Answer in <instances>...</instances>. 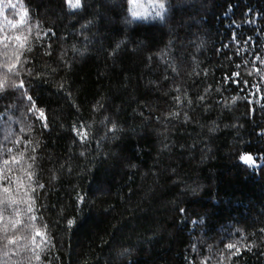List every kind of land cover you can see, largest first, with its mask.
Returning <instances> with one entry per match:
<instances>
[{
    "label": "trees",
    "instance_id": "1",
    "mask_svg": "<svg viewBox=\"0 0 264 264\" xmlns=\"http://www.w3.org/2000/svg\"><path fill=\"white\" fill-rule=\"evenodd\" d=\"M129 1L5 3L0 63L18 53L33 99L0 92V163L23 154L37 219L9 204L0 228L18 208L45 235L0 232V264H264V0Z\"/></svg>",
    "mask_w": 264,
    "mask_h": 264
},
{
    "label": "snow or ice",
    "instance_id": "2",
    "mask_svg": "<svg viewBox=\"0 0 264 264\" xmlns=\"http://www.w3.org/2000/svg\"><path fill=\"white\" fill-rule=\"evenodd\" d=\"M5 3L8 8H13L15 9L17 7V4L13 3L12 0H0V17L4 16L5 13ZM67 3L69 5H74L77 8H80L83 6L82 0H67ZM164 4H160V8L164 9ZM136 15V13H134ZM158 15L163 18V13H158ZM27 18V11L22 8V11L20 13V19L18 22H12L9 21V23L12 25V27H18V25H24L26 22ZM6 19V17H5ZM14 39L17 41L19 46L21 48L24 47V39L17 35L14 37ZM8 40V37L5 35L3 36L2 39H0V44H4L5 41ZM17 54L13 55V58L11 60L7 59V56L5 55V59L3 63H0V73H3L4 76L3 78H0V92H3L6 90L5 84L11 87H15L26 96V98L31 102L32 97L30 95H27L26 89H25V84L23 80H20L19 84H12L11 80H8L9 76L15 75L17 79H19V76L17 73L19 72V63L16 59ZM259 71V69H258ZM31 75V73H29ZM239 73H233V76L239 77ZM232 77H229V80L231 81ZM235 83L239 84L240 80L236 79ZM246 83V82H245ZM203 99V97H201ZM235 102V101H234ZM264 108V105L261 106ZM255 111L254 109H250V112ZM39 115L42 121H44V126L47 127V118L45 116L44 110H39ZM76 135L80 137L81 140L86 139V134L81 135L79 130H76ZM8 137L6 136L5 139ZM19 142V141H16ZM7 151V150H5ZM83 155V153H81ZM252 159L253 157H245V160L247 161L248 159ZM23 163V154H21V158L18 159L15 154H12L10 159L4 160L2 163H0V226L5 224V217L4 213L8 211V205L11 204L13 206H17L19 203H27V213H33L32 215L28 216V221H35L37 217L34 215V209L32 208V201L31 198L29 197L27 201L25 200H18L13 193L17 192L20 188H24L25 193L29 191L28 184L23 183V178L20 176H15L12 177L9 175V172L12 170L13 164L16 165H21ZM31 165H28V168L31 169ZM25 177L29 181V183L32 182V173L31 171H26L25 172ZM13 179L15 180V187H13ZM40 187H43V185H39ZM78 199H83L82 197ZM180 211H184V209H181ZM67 223L69 225L74 224L73 220H68ZM30 227L31 228V240H28V237L25 235H18V233L24 232L26 228ZM7 228L12 229V235L9 237L7 231H4L3 228H0V232L3 233L4 239L9 240V242L15 247L17 245H20L21 247H25L26 249L29 247V245H34L39 240H43V237L45 233L41 232L34 223L29 225L28 223L25 222V220L22 218L20 211L18 208L14 211L13 215L9 217L8 222H7ZM264 231V230H261ZM39 238V240H38ZM27 241V243H26ZM234 247L233 244H228L227 248L232 249Z\"/></svg>",
    "mask_w": 264,
    "mask_h": 264
},
{
    "label": "rangeland",
    "instance_id": "3",
    "mask_svg": "<svg viewBox=\"0 0 264 264\" xmlns=\"http://www.w3.org/2000/svg\"><path fill=\"white\" fill-rule=\"evenodd\" d=\"M163 4L162 0H130V15L135 19H149L158 15V13H163L164 9L160 8V4ZM72 8H76L74 5H70ZM136 13V15H134ZM253 157L249 153H244L241 156V160L252 166L258 165L257 160L253 157L252 159L245 160V157Z\"/></svg>",
    "mask_w": 264,
    "mask_h": 264
},
{
    "label": "clouds",
    "instance_id": "4",
    "mask_svg": "<svg viewBox=\"0 0 264 264\" xmlns=\"http://www.w3.org/2000/svg\"><path fill=\"white\" fill-rule=\"evenodd\" d=\"M5 150H7V149H5Z\"/></svg>",
    "mask_w": 264,
    "mask_h": 264
}]
</instances>
